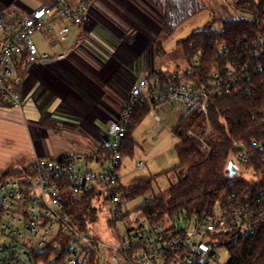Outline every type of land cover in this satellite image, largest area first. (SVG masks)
<instances>
[{
	"label": "built area",
	"instance_id": "2783aa9c",
	"mask_svg": "<svg viewBox=\"0 0 264 264\" xmlns=\"http://www.w3.org/2000/svg\"><path fill=\"white\" fill-rule=\"evenodd\" d=\"M95 2L58 0L56 5L37 7L25 17L0 11V106L21 109L23 84L30 68L50 66L69 57L72 49L62 48L68 38L67 25L78 27L92 19ZM53 20L66 25L56 29ZM37 35L47 36V45L57 51H39L32 40ZM196 64L194 59L192 65ZM235 74L231 72L222 79L215 73L208 86L198 89L189 85L154 89L145 77H137L118 118L108 123L102 139L101 148L108 150L107 167L92 171L72 162L36 157L28 173L0 183V264H78L83 248L99 247L115 253L119 259L113 264H219L224 252L220 246L235 244L264 224V191L252 205L233 203L232 194L227 199L232 204H216L207 215H189L183 210L155 225L144 219L122 222L118 171L125 127L136 105L152 101L186 112L200 105L205 115L210 97L251 91L236 85ZM243 79H247V74ZM155 120L162 124L158 115ZM208 133L206 124L205 135L198 140L202 142ZM252 150L264 152V139L235 145V158L230 161L237 170ZM136 167L142 169V162H137ZM91 187L99 191L109 221L114 225L121 222L123 226L121 234L115 231V245L98 241L89 234L88 227L78 229L64 211V192L79 199ZM149 201L147 197L144 203Z\"/></svg>",
	"mask_w": 264,
	"mask_h": 264
},
{
	"label": "trees",
	"instance_id": "16d2710c",
	"mask_svg": "<svg viewBox=\"0 0 264 264\" xmlns=\"http://www.w3.org/2000/svg\"><path fill=\"white\" fill-rule=\"evenodd\" d=\"M140 1L145 11L157 15L162 36L172 35L184 21L202 10L200 0ZM232 4L233 12L240 15L215 20L211 17L202 29L178 41L175 52L184 64L181 72L169 77L154 71L150 86L162 89L169 85H189L198 89L208 86L215 73L225 79L234 72L236 85L251 91L210 97L205 115L197 105L179 119L171 130L179 140L175 147L177 165L159 174L175 173L176 183L158 194L151 193V185L159 175L135 178L126 187L121 186L119 209L123 222L129 220L132 213L137 215L135 219H144L150 225L173 218L183 210L189 215H207L212 213L216 204L223 207L232 204L227 202L232 194L235 195L233 203L252 205L264 191V152L252 150L246 162L239 164L240 175L231 176L226 171L229 161L235 158L236 144L264 139V0H232ZM96 17L92 15L93 20ZM102 19L97 17V20ZM153 48L154 56L165 54L160 37L154 41ZM174 54L169 53L168 56ZM193 59H196V65H192ZM244 74H247V79H243ZM155 105V102L144 101L134 107L125 127L122 157L133 155L136 144L132 134ZM206 124L209 133L203 146L187 132L203 137ZM99 154L104 161L108 150L102 148ZM58 161L73 163L74 159L65 157ZM31 168L29 164L10 168L0 176V183L8 177L28 173ZM242 173L252 177L244 178ZM148 194H151L148 203L132 212L124 210L127 203ZM96 199L100 200L99 191L94 187L85 190L79 199L63 193L64 211L75 227L85 230L95 219L93 203ZM107 223L116 231V225L110 221ZM220 247L228 256L225 264H264V224L256 226L254 233L247 238ZM78 264H99L98 249L83 248Z\"/></svg>",
	"mask_w": 264,
	"mask_h": 264
},
{
	"label": "crops",
	"instance_id": "0c3cea01",
	"mask_svg": "<svg viewBox=\"0 0 264 264\" xmlns=\"http://www.w3.org/2000/svg\"><path fill=\"white\" fill-rule=\"evenodd\" d=\"M128 1L143 6L140 0ZM57 2L0 0V11L8 16L25 17L37 7L54 6ZM104 4L105 0H96L91 10L93 16L103 17L102 21L96 17L78 27L67 25L68 38L62 45L64 49H72L67 59L46 67L33 66L26 74L22 115L28 121L31 138L27 151L29 165L35 156L54 161L73 157L75 165L83 159L95 163L100 167L97 171H101L107 159L101 161L97 150L102 149L108 123L118 118L137 77H145L152 85L143 64L147 51L143 33L132 27L121 12L104 9L110 15L102 13ZM63 25L66 24L53 20L56 29ZM39 36L47 48L36 46L39 51H57L47 45V36ZM153 70L152 67L151 73ZM166 106L171 109L166 103H159L154 111L162 110L163 124L164 120L169 121L174 127L186 111L170 113ZM120 186L124 187L121 181Z\"/></svg>",
	"mask_w": 264,
	"mask_h": 264
},
{
	"label": "rangeland",
	"instance_id": "374dc122",
	"mask_svg": "<svg viewBox=\"0 0 264 264\" xmlns=\"http://www.w3.org/2000/svg\"><path fill=\"white\" fill-rule=\"evenodd\" d=\"M200 3L202 5V10L195 16L184 21L170 36L161 35V25L155 13H148L145 11L143 6L134 4L128 0H105V4L101 12L103 13L104 9L109 10L112 13L113 11L121 12L124 14L125 18L127 17L129 22L131 21L130 24H132V27L143 33L147 50L145 55L146 58L143 59V64L146 66V71L148 72L146 73L149 77L152 75V67L154 69L152 72L158 71L162 75L170 77L181 72V68L184 67L182 60L176 56L175 52L176 43L178 41L187 38L192 32L202 29L210 22L211 17L215 20L240 15L239 13L233 12L232 0H200ZM106 12H104L105 15H110L106 14ZM158 37L162 39V49L165 53L163 56H154L153 54V43ZM32 40L37 47L47 49L44 47L45 43L41 40L39 35L34 36ZM169 53L175 54L169 57ZM192 61H194V59ZM158 76L161 77L160 75ZM24 106L25 105H23L21 109L0 106V176L10 168H20L28 164V157L30 155L27 151L31 138L28 133V121L22 115ZM152 108L153 109L150 110L148 115L137 126L132 134V139L137 146L133 155L131 157L124 156L121 158V165L118 173L119 177L123 175L121 180L119 179V182L121 181V184L124 187H126L135 178L153 177L168 171L177 165L175 147L179 143V140L171 134L173 125L169 124V121L165 122V120V124H163L164 115L162 114V110L157 108L155 112V108ZM166 109L170 113L176 112L167 106ZM155 114L159 115L163 126L162 124L156 122ZM188 133L193 135L192 131H188L187 134ZM193 136L195 138L192 136L190 137L196 139L200 144L205 146L204 140L202 142L198 140L197 137L200 138V136H196L195 134ZM153 137L156 139L154 142H151ZM98 151L99 150H97L98 155L101 156L99 154L100 151ZM36 157L39 156H35V158ZM139 158H142L143 161L138 160ZM137 162H142V169H138L136 167ZM76 166L80 168H87L92 171H97L100 168L95 163L85 162L83 159H81V161H77ZM105 167H107V164ZM239 171L240 170H237V175H240ZM242 176L247 179L252 177L250 174L245 173H242ZM11 178H13V176L8 177L5 180H11ZM176 181L177 177L173 172L159 175L155 177L152 182L151 193L158 194L160 192H165L169 190V188L173 186ZM149 195L151 194L132 200L125 205L124 210L128 212L134 211L144 204L145 199L149 197ZM93 206L95 208V219L88 226L89 234L98 241L115 245L116 233L113 231V228L109 227V223H107L109 218L106 216L104 204L101 203V200L96 199ZM130 216V221L139 220L135 219L137 215L134 213ZM115 227L120 234L123 232L121 222H118ZM97 249L99 264H113L118 261L119 258L115 255V253H113V251L102 247ZM227 259V254L223 252L219 263L225 264Z\"/></svg>",
	"mask_w": 264,
	"mask_h": 264
},
{
	"label": "water",
	"instance_id": "95a60500",
	"mask_svg": "<svg viewBox=\"0 0 264 264\" xmlns=\"http://www.w3.org/2000/svg\"><path fill=\"white\" fill-rule=\"evenodd\" d=\"M227 173L229 174V175H236L237 174V169H236V167L234 166V164L232 163V161H229V163H228V167H227Z\"/></svg>",
	"mask_w": 264,
	"mask_h": 264
}]
</instances>
